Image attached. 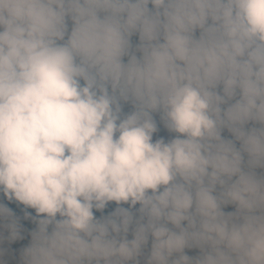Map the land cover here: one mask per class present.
Segmentation results:
<instances>
[{"label":"clouds","instance_id":"1","mask_svg":"<svg viewBox=\"0 0 264 264\" xmlns=\"http://www.w3.org/2000/svg\"><path fill=\"white\" fill-rule=\"evenodd\" d=\"M0 264H264V0H0Z\"/></svg>","mask_w":264,"mask_h":264},{"label":"trees","instance_id":"2","mask_svg":"<svg viewBox=\"0 0 264 264\" xmlns=\"http://www.w3.org/2000/svg\"><path fill=\"white\" fill-rule=\"evenodd\" d=\"M135 40V37L133 38ZM231 207L227 208L226 211H230ZM196 253V250H191L188 254L193 255Z\"/></svg>","mask_w":264,"mask_h":264}]
</instances>
